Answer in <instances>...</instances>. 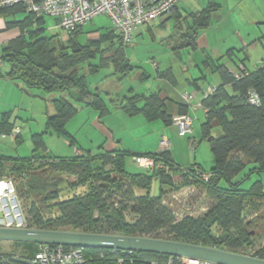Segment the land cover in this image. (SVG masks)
<instances>
[{"label":"trees","instance_id":"16d2710c","mask_svg":"<svg viewBox=\"0 0 264 264\" xmlns=\"http://www.w3.org/2000/svg\"><path fill=\"white\" fill-rule=\"evenodd\" d=\"M17 10L25 9L21 5L0 7V13ZM207 18L206 8L193 13L189 22H183V30L182 22L176 20L174 26L179 28L182 41L177 38L180 43L174 49L192 44L197 29L207 25ZM12 24H18L22 34L2 46L0 60L9 64L6 75L23 80L29 88L67 94L53 100L55 112L48 116L45 130L33 135L29 155L0 154V178H11L14 182L19 179L16 190L25 187L34 199L29 209L34 219L32 223L26 221L24 227L166 238L264 259V242L251 244L252 233L246 227L250 222L246 219L249 202L264 200L260 178L264 174V59L255 70L242 69L238 78L223 64L213 66L221 83L201 100V107L205 109L201 138H210L213 156V166L208 170L196 163L188 167L177 165L169 150L114 149L95 154L59 155L47 150L44 135L51 133L73 142L65 128L78 111L72 101L96 109L100 116L109 112L99 91L91 90L88 77L97 74L108 61L116 71L127 74L132 69L125 55L127 44L120 41L113 29L85 43L76 40L81 28L67 33L66 42L41 35L44 18L27 11L23 19ZM32 25L36 28L24 35L23 27ZM170 73L168 69L169 79ZM250 89L258 95L257 104L248 101ZM111 101H116L115 106L128 115L142 114L147 120L160 118L171 125V115L158 90L148 94L133 93ZM185 113L187 106L180 104L178 114ZM7 131L9 133L11 128ZM190 138L194 137L188 136V140ZM145 154L162 160L166 167L153 171L140 168L137 172L127 168V160L133 155ZM201 173L210 174L207 181L199 179L197 174ZM253 174L258 178L248 187L243 186ZM153 177L174 188L203 185L212 202L201 217H177L170 205L163 202L164 190L158 196L136 193L137 188L148 189ZM69 178H73L70 184L73 188L68 189L62 183ZM115 190L120 191V197L113 202V196H117ZM36 201H40V205L44 203L42 211L33 206ZM114 204L118 207L114 208ZM127 215L129 220L125 219ZM13 244L24 247L26 253L0 251V264H31L26 259L33 257L40 246L32 242ZM78 248L83 255V262L79 264H148L168 256L145 251L129 254L121 250L111 252L107 248ZM119 258L122 262H118Z\"/></svg>","mask_w":264,"mask_h":264},{"label":"crops","instance_id":"0c3cea01","mask_svg":"<svg viewBox=\"0 0 264 264\" xmlns=\"http://www.w3.org/2000/svg\"><path fill=\"white\" fill-rule=\"evenodd\" d=\"M186 1L187 0H183L180 2L173 9L174 11L172 10V12H174L173 14L172 12L167 13L151 25H148L151 31L153 26H157L160 29L165 25L168 29L171 27L173 39L178 38V40L182 41L179 28L174 26V22L176 20L182 22L181 30H183L185 28L183 22H189L193 13L200 12L204 8L208 10L207 25L197 29L194 34L197 35L194 42L192 44H185L182 47V51L180 49L174 50L178 52H174L173 55L176 59L178 58L179 62H177L176 59H172L171 61L170 58L160 63L153 57H148L146 61L150 65L145 67L132 64L127 56L126 59L132 66L131 70L134 68L141 69L138 76L141 83L138 87L130 86L128 95L133 93L148 94L158 90L161 98L164 100L167 113L171 115V118L178 114L179 105L185 104L187 106V113L193 117L191 130L193 133L194 130H196V128L194 129V123L197 111L201 110L204 120L201 100L203 99L205 88L207 86H216L221 83V77L219 73L213 69V66L219 63L229 67L231 70H255L264 59V0H196L193 3L191 2L188 7L183 6ZM42 17L44 18L45 16ZM1 22L2 19H0V23ZM137 29L135 31L136 34L140 33V28L138 27ZM18 36L19 35H0V50L4 44ZM127 46L128 44L125 46V49ZM192 46L194 47L192 48ZM254 52H257L258 56L252 65L249 63V57L252 56ZM183 58L185 60H183ZM247 61H249V64ZM192 63L195 66L194 68L190 67ZM8 68L9 64L0 60V134L7 133V130L10 128L12 129L13 127L22 125V132L29 137V144L26 148L24 147L23 150L28 151L29 149V153L20 154L17 151L20 149L17 144H23V134L21 132L22 135L19 134L15 141L16 145H10L5 138L0 137V141L6 144L4 147H0V154L27 156L33 149V135L45 130L48 116L55 112L53 100L60 96L65 97L67 94L66 92L60 91L46 92L38 88H29L25 85L23 80L7 76L6 72ZM168 69L171 72V79L167 77ZM117 73V78H121L129 72L127 74H122V72H118L114 69L111 74L116 75ZM212 73L217 74L216 77H213V81H216L213 85L207 84L206 86V84L200 83L203 79L205 81L208 75ZM151 79L152 82L150 81ZM109 85V87L114 90V94L116 93L115 95L112 90L110 92L109 87H107L105 93L101 92L97 87L91 89L99 91L100 96L105 102L109 112L104 116H100L96 109L92 108L94 111L88 109L91 107L84 103L72 101L78 108V111L71 119L76 120L80 115L79 112L83 110L87 113V120L91 119L90 121H92L93 124H100V132L98 135L81 138L78 136V130L69 129L67 127V123L71 120L70 119L66 123L65 128L71 135L73 142L70 143L61 138V142L55 141V143L61 147L66 146L70 148V153L67 155L86 152L95 154L99 151H112L114 149H125L132 152L157 151L159 149L161 136H165L170 141L169 154L173 162L181 167H188L187 165L194 163L203 167L200 162L195 160V157L193 161L189 162V157L184 152V146L181 148L178 144V140L175 139L176 135L173 134V130L169 127L172 125H166L160 118L154 119L155 123L151 127L152 130L147 134L133 136V139L131 138L130 140L128 139L129 135H127L125 131L121 133V131L112 127L111 124H107L105 122L106 120H114L115 116H117L116 118L118 119H124L127 115L120 107L115 106L114 103L116 101L113 102L111 100H121L128 96L121 97L118 94L120 90L118 83L112 81ZM185 91L194 92V97L191 99L190 105L187 104L182 96V93ZM36 102L39 104L41 103L40 115L37 118L35 116V108L32 105ZM135 116H137V120L144 124H147L149 121H154L147 120L142 114H135ZM35 119L37 120L36 123L34 122ZM24 124H26L25 127ZM25 128L27 129L26 132ZM190 133L186 138L192 135ZM45 137L44 141L47 150L63 155L57 152V150H54V148L58 146H49ZM0 243L7 244V246L15 245L10 241H0ZM3 252L5 251L1 253Z\"/></svg>","mask_w":264,"mask_h":264},{"label":"rangeland","instance_id":"374dc122","mask_svg":"<svg viewBox=\"0 0 264 264\" xmlns=\"http://www.w3.org/2000/svg\"><path fill=\"white\" fill-rule=\"evenodd\" d=\"M196 0H187L183 6L188 7L191 2L193 3ZM182 6V5H181ZM26 12L25 11H16L14 13L10 12H4L0 13V19H2V22L0 23V35H20L22 34V30L20 29V26L18 24L13 25V21H18L20 19H23L25 16ZM44 25H43V30L41 35L45 36H53L55 38H59L63 40V42L67 41V32L61 28H59L56 24V20L51 17L46 15L44 17ZM36 28L35 25H32L29 28L23 27V33L24 35H28V30H32ZM113 28L112 23L110 19L105 16V15H98L92 18L87 24H85L82 28V30L77 34L76 40L80 43H85L88 41V39H95L97 35H102L106 33L107 31L111 30ZM140 28V33L134 34L133 40L131 43L128 44V46L125 49V54L127 58L130 60V62L134 65H141L147 67L150 65L146 60H148V57H153L160 63H163L164 61L168 60L171 58L176 59L173 55L175 52L174 48L178 46L180 41H177L176 39H173L172 37V30L171 27L168 29L166 25L160 29L157 26H153L152 31L148 29V26L142 25L139 27ZM138 30V29H137ZM163 38V39H161ZM182 51V48H180ZM1 51V50H0ZM182 53V52H181ZM259 54V53H258ZM257 52L252 53V56L249 57L250 64H254L255 59L257 58ZM183 60H185L183 58ZM177 62L178 58L176 59ZM248 63V64H249ZM6 65V64H4ZM151 67V66H149ZM190 67L194 68L195 66L190 65ZM115 69L114 65L112 62L108 61L105 66L102 67V69L94 75L89 76V85L91 89H94L97 87L101 92L105 93L107 87H109L113 82L118 83L120 90L118 91V94L123 97L128 95L129 88L130 86L138 87L141 83L139 80L138 76L139 73L141 72V69L139 68H134L133 70L129 71L127 75L121 78L118 77V73L116 75L111 74L113 70ZM120 74V73H119ZM217 74L212 73L208 75L206 80L204 79L200 82L201 84H211L213 85V77H216ZM152 82V79L150 80ZM150 82V83H151ZM208 82V83H206ZM109 90L111 92V88L109 87ZM114 94V90H112ZM116 94V93H115ZM114 94V95H115ZM125 94V95H124ZM113 95V96H114ZM41 104V103H40ZM39 103H33L32 105L35 108V116L36 118L40 115V105ZM77 104V103H76ZM93 110L92 108H88ZM94 111V110H93ZM79 117L76 120H68L67 122V127L69 129H76L78 130V136L81 138H87L88 136H94L98 135L100 132V124H93L91 119L87 120L86 115L87 113L83 110L79 112ZM195 117V123H194V132L190 133L195 139H199V142L196 144V147L193 150H191L189 146V140L188 137L186 136H179L177 134L176 129L174 126H169L170 129L173 130V134L176 135L175 139L178 140V144L181 146V148L184 146V152L185 154L188 155L189 162L195 160L200 162L201 165L203 166L204 169L208 170L213 166V156L212 152L210 150V144L207 138H201V133H200V125L203 122V114L201 110L197 111ZM117 116H115L116 118ZM137 116H131V115H126L124 119H118L114 118V120H106L105 122L107 124H111L112 127H115L117 130L126 132L128 136V139L130 140L131 138L133 139V136H140L142 134H147L149 131L152 130V125L155 123L154 121H149L147 124L141 123L139 120L136 118ZM156 121H161V120H156ZM34 122L36 123L37 120L35 119ZM41 122V121H40ZM26 123V121H25ZM26 124H24V127ZM23 126H19V133L21 134ZM27 129L25 128V132ZM23 134V135H22ZM23 136V141L22 145H18L20 149H18V153L20 154H27L29 153L28 151L23 150V148L29 144L28 142V136L22 132ZM132 134V135H131ZM46 134L44 135V137ZM1 137V136H0ZM49 138V139H48ZM127 138V137H126ZM1 139V138H0ZM6 141L10 143V145H16L15 141L11 140L9 137L5 138ZM45 140H47V144L49 146H55L57 148H54V150H57V152H60V154L67 155L70 153V148L66 146H59L55 143V141H62L60 138L56 137L54 134L47 133V136L45 137ZM183 141V142H181ZM6 145L4 142L0 141V147H4ZM4 151V150H3ZM12 153V151H11ZM190 166V165H187ZM127 168L132 171V172H137L140 171L139 167H136L133 165L131 159L127 160ZM142 169V168H141ZM256 178H258V175H251L249 179H246L245 182L243 183V186L248 187L252 181H254ZM260 178L262 180L263 186H264V174L260 175ZM20 180L15 179L14 185H15V190H16V184H19ZM73 183V178L67 179L63 184L66 185L65 187L68 186L69 188H73L72 185ZM161 190H164L162 193V199L164 203H168L170 207L176 212V216L180 217L183 215H190L192 217H201L209 208L211 204V199L209 195L206 192L205 187L203 185H194L192 188L191 185H184L178 188H174L171 186L163 185L161 184L159 178L153 177L150 181V185L148 186V189L145 188H137L136 193L137 194H146L148 193L149 195L152 196H158L161 194ZM65 193V190H63ZM120 191L115 190V194L117 196H113L112 201L114 202L116 198L120 197ZM16 197L18 200L19 204V209L22 215V218L24 220V224L26 221L29 223H32L33 221V215L29 211L30 205L34 201L31 193L28 194L26 191L25 187H19L16 190ZM39 200V199H37ZM44 205V203H43ZM40 205V201H36L33 206L38 208L39 211H42V206ZM249 210L246 215V219L249 220L250 222L247 223L246 227L251 231L252 235L250 238V242L253 245H257L258 243L264 242V200L259 199L255 200L252 202H249ZM118 205L114 204V208H117ZM126 220H129L130 217L128 215L125 217ZM24 226V225H23ZM0 251H14L15 253H20L24 254L26 253V249L22 246H17V245H11L7 246V244L0 243ZM82 255V253H81ZM83 257V255H82Z\"/></svg>","mask_w":264,"mask_h":264},{"label":"built area","instance_id":"2783aa9c","mask_svg":"<svg viewBox=\"0 0 264 264\" xmlns=\"http://www.w3.org/2000/svg\"><path fill=\"white\" fill-rule=\"evenodd\" d=\"M183 0H0V7L21 5L25 11L36 16H51L56 20L59 28L71 33L95 16H107L118 34L120 41L129 44L134 38L135 31L142 25H149L163 15L169 13ZM242 69H232L233 76L238 78ZM215 86H207L203 97L212 93ZM183 98L190 105L194 92H183ZM251 104H257L259 98L254 89L247 95ZM203 112L205 111L204 108ZM193 117L188 114H176L171 125L179 136H187L192 130ZM19 127H13L9 133H1V138L9 137L15 141L19 135ZM198 139L190 138L189 146L194 151ZM170 148V141L161 136L158 151ZM157 156V155H156ZM131 161L134 166L153 171L164 169L166 164L151 155H133ZM200 180L207 181L210 174H197ZM192 188L194 185H191ZM14 181L11 178H0V227H24ZM166 239V238H163ZM171 240V239H170ZM126 251L131 254L135 250L110 249L111 252ZM81 249L78 247H64L62 245L40 244L38 251L26 261L31 264H79L83 262ZM249 255V254H245ZM252 256V255H249ZM118 262H122L119 258ZM148 264H221L189 256L168 255L162 260H151Z\"/></svg>","mask_w":264,"mask_h":264},{"label":"water","instance_id":"95a60500","mask_svg":"<svg viewBox=\"0 0 264 264\" xmlns=\"http://www.w3.org/2000/svg\"><path fill=\"white\" fill-rule=\"evenodd\" d=\"M210 138H207L209 140ZM0 241L123 249L189 256L221 264H264V259L176 240L28 227H0Z\"/></svg>","mask_w":264,"mask_h":264}]
</instances>
